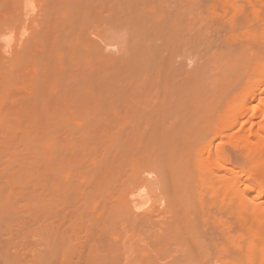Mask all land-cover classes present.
<instances>
[{
    "label": "bare ground",
    "instance_id": "obj_1",
    "mask_svg": "<svg viewBox=\"0 0 264 264\" xmlns=\"http://www.w3.org/2000/svg\"><path fill=\"white\" fill-rule=\"evenodd\" d=\"M244 1L247 10L244 2L240 9L230 5L236 9L227 10L228 17L224 13L214 28L218 36L204 38L205 43L203 29L191 27L197 17H192L190 0H0V133L6 136L0 137V147L12 132L4 120L13 110L5 106L21 98L16 74L34 53L48 60L47 84L22 105L21 110L28 103L32 115L18 126L26 141L39 131L49 137L36 147L38 164L21 163L11 174L28 200L31 218L47 221L44 204H35L31 196L33 184L44 181L51 194L60 192L70 205L87 196L65 185L70 178L66 167L87 157L84 149L76 155L62 140L73 125L67 113L106 114L124 107L123 140L110 139V159L90 185L92 194L109 204L96 216L100 222L79 238L78 225L90 211L88 205L81 201L62 230L61 220L52 221L54 203L49 227L26 230L37 239L28 253L14 257L11 252L7 260L1 255L4 264H249L247 259L256 255L264 261V0ZM33 5L41 20L33 19ZM26 15L28 26L7 31L27 21ZM72 17L166 20L143 24L138 41L124 46L122 39H114L110 21L102 20L100 40L86 37L81 56L64 58L61 45L69 33L63 22ZM28 31L33 37L23 45ZM151 39L156 42L147 43ZM204 44L203 52L199 45ZM115 45L117 52L110 49ZM197 45L203 55L215 50L208 56L212 61H200L206 67L211 61L209 72L215 75L207 76L199 60L195 71L189 67ZM98 129L90 130L94 138L101 133ZM122 177L126 193L117 196ZM144 189L148 196L142 195ZM112 195L117 200L111 206L107 199ZM161 200L170 218L163 219L161 232L153 233L150 227L155 226L154 214L161 212ZM120 209L124 221L113 232ZM201 214L213 219L215 227L228 223L246 234L227 236L212 225L199 229ZM141 233L145 247L138 246Z\"/></svg>",
    "mask_w": 264,
    "mask_h": 264
},
{
    "label": "rangeland",
    "instance_id": "obj_2",
    "mask_svg": "<svg viewBox=\"0 0 264 264\" xmlns=\"http://www.w3.org/2000/svg\"><path fill=\"white\" fill-rule=\"evenodd\" d=\"M232 1L235 3H233ZM232 1L231 0H190L191 3L193 2L191 5L192 10H193L192 17L194 16L195 18L197 17L196 20H193L191 22V27L195 31L203 29L202 30L203 40L202 41H204V38H206L207 40L211 38H216L213 36V35H216L214 28L218 26L221 19L225 17L224 15L226 14L227 16V14L229 15V13L233 11V9L235 10L237 8L235 4H237L238 8L239 7L243 8L242 6H244L243 4L245 3L244 0H232ZM251 1L255 3L254 0H251ZM225 2H229V3L227 4ZM224 3L226 4V6ZM240 4L241 6H239ZM222 5L225 7H223ZM230 5L236 8L232 9ZM245 5H246V10H247L248 8L247 2L245 3ZM209 7L211 8L209 9ZM30 9H32V13H33L32 16H34L33 19L35 20L36 18L39 17L38 19L41 20L40 19L41 17L39 16L40 11H38V9L35 8L34 5L31 6ZM227 10L228 11L231 10V11L229 13H226ZM249 10H250V7H249ZM199 14L201 18H198ZM28 17H30V15H26L27 21L24 20L22 24L14 23L12 26L7 28V31L13 32L16 28H20L24 25L28 26L29 24ZM39 20H36V22ZM102 20L110 21V23L113 25L114 39L115 40L122 39L121 46H124V45H129L131 43H136L138 41V37H139L140 32L142 31L143 24L148 23L150 25H155V24L160 25L162 22L166 20V17H75V18L72 17V19H66L63 22V26H65V29H68L67 31L69 35L65 38V41L61 45L62 56L64 58H76V57L81 56V54L84 52V49L86 48V44L84 43L86 37H90L91 39L100 40V36H102L101 35L102 34ZM241 30H243L242 27H241ZM239 32L241 31H238V33ZM241 33H243V31ZM223 35L224 34L222 33L221 36ZM238 35H241V34H238ZM32 37L33 35L31 31L26 32L25 35L22 36V40L24 42L23 45H27L31 41ZM155 42H156L155 39H151V41L147 40V43H150V44H153ZM204 42H202V44ZM199 46L202 48L203 52L204 50L206 51V47H207L206 44L199 45ZM197 48L193 49L192 51V54H191L192 58L190 57L191 59L188 61V64L190 65L189 67H192L191 70L195 71L197 69L196 62L199 60V64L197 63V65L201 66L202 68L204 65V68L206 69L204 68L203 69L206 70L207 76H209V74H211L210 77L212 75H215V73L212 72L213 73L212 74L211 72H209V67L211 66L210 62L212 61V58L208 57V56L213 57L211 51L214 52L215 50L214 51L210 50L209 53L205 52L207 54V55L205 54L206 55L205 56L203 55L204 53L201 52V48H199L198 45H197ZM110 49L117 52L119 50V46L115 45L113 47H110ZM197 52L198 53L200 52L199 56L193 57L194 54L198 55ZM7 55H9V53H7ZM204 56L205 58H203ZM195 57L198 59L197 60L194 59ZM202 58L204 59V61H202ZM208 59H211V61L209 60L210 66L207 65L208 67L207 68L206 64L208 62L207 61ZM200 61L206 64L202 65ZM24 63H25V66H23L24 69L23 70L20 69V72L16 74V77L18 79V85L15 86L16 93L20 91L21 98L15 101L13 105L7 104L8 106L7 105L5 106V109L13 110V114L8 113L4 120V126L8 127L9 129H12V132L10 134V137L5 139L8 143L4 145L3 147H0L1 148L0 149V244L3 243V245L5 246V247L2 246L3 249L0 248L1 250L0 256L1 255L6 256L8 254H11L12 252V255H14V257H18L19 254H21V252L28 253V251L31 249V247L34 245L37 239L33 235L28 234L26 230L36 229L39 227H43V228L49 227L50 221L48 222V213L51 211V205L54 203H55V207L53 210V217L54 218L56 217V218L55 220L52 219V221L58 224L56 220L58 221L61 220V223L58 226V228L62 230L66 229L69 226V223L71 222L73 218L72 215L73 213H75V210L79 205L81 206L83 202H85L88 205L89 208L87 210H90V211L86 212L84 218L78 225V237L85 238V235L87 234V232L90 231L88 229L90 228L91 224L100 222V221H97L96 216L100 215L103 209L109 206V204L104 205V200L102 199L100 194H92L90 185L91 183L95 181L98 173L106 167V164H107L106 160L109 161L110 159L109 156L112 154L111 153L112 151L110 148V142H111L110 139L117 138V140L121 141L123 140V137H124V132L120 130L122 129L123 122H124V107H121L116 111H109L106 114L93 113V112L89 113V112L79 111V110H74V111L72 110L71 112L67 113V116H66L67 120H69L70 122L72 121L73 125L71 128L72 130L69 133L62 135V140L65 141L69 147H73L71 151L75 152L76 155L81 153V150L84 149L85 152L87 153V157L81 158L76 163V165L72 164L66 167V171L68 172L70 178L65 185L70 188H77L79 191L83 193L86 192L87 196L83 198L80 197L75 205H70L71 200L67 198L66 200L63 201L62 195L60 192L51 194L50 190L47 189V184H45L44 181L39 182L37 184H33L32 188L30 189L32 191L31 196L35 199V204L40 203L41 206H43L44 204L42 211L47 216V221H36L35 218H31L29 216V212L27 211L25 207L28 200L21 193L19 188L14 184L11 178V174L19 168L21 163H26V164L37 163L38 164L40 155L37 152L36 147L42 141H46L47 138L49 137V135L45 136L42 132L39 131L37 133H33V135L29 138V140L26 141V139L24 138V135L19 131V126H18L19 123H25L27 119L32 115V110L28 107V103L26 104V107L21 110L22 105L26 101L31 99V95L33 93L40 92L41 89L45 86V84H47L48 60H47L46 55L39 53L36 56L34 53L33 55H30L25 60ZM194 66H196V69ZM212 66H213V63H212ZM193 67H194V70H193ZM13 94H14V89H13ZM15 110L18 111L19 113H14ZM95 127L97 128L100 127L101 129V130L100 129L97 130L101 133H97L100 135H98L96 138H94L95 137L94 134L90 132V130ZM0 137L1 138L3 137L2 139H4V137L6 136L4 135L1 136V133H0ZM66 171L65 173L67 174ZM149 178L152 179L153 176H149ZM120 183H123L121 188L119 186ZM125 187H126L125 178L122 177V179L118 183L119 194L117 196H121L126 193ZM202 188L203 186L200 187L199 191ZM157 191L161 193L159 190ZM142 195L148 196L146 189L143 190ZM107 200H108V203H110V205L112 206L113 204H115L114 202L117 199L114 198L112 195ZM153 202L154 200L149 201L143 208L145 210L146 209L149 210ZM161 202L163 203V205L159 207V209H161L159 211L161 212L154 214L155 219L152 221L153 223H155V226L150 227V232H153V233L161 232L162 231L161 226L164 225L163 219L170 218L169 211L166 210L165 201L161 200ZM92 210H95V211H92ZM142 211L143 209L140 212ZM124 214L125 213L122 209H120L117 212L118 225H116V228L113 230V232H116L118 230V227L121 225V221H124V218H123ZM208 218L210 219L211 217H208ZM205 219L206 218L203 219L202 214L199 215L198 217V228L199 229H204L206 227L212 228L214 226L212 224L213 219L211 221H208V219H206V221H208L207 223ZM112 222L114 224V221ZM161 223L163 224L160 225ZM216 227L223 228L227 236L231 234L233 236L240 238L241 236L246 234V233H243L244 231L240 229L239 227L230 225L228 223L223 224L222 226L219 225ZM144 236H145L144 233H141L138 238L140 240L138 242V246L140 245V247L146 246V241H143ZM7 249L9 252L6 251ZM13 252L15 254H13ZM22 254L25 255L24 253ZM7 257L8 256H6V260L10 256L8 258ZM0 259H1L0 264H2L3 263L2 258L0 257ZM67 259H71V257ZM123 261L126 262L124 259ZM247 262L249 264H264L263 259L261 261L260 256L258 255L253 256L252 258H248Z\"/></svg>",
    "mask_w": 264,
    "mask_h": 264
}]
</instances>
